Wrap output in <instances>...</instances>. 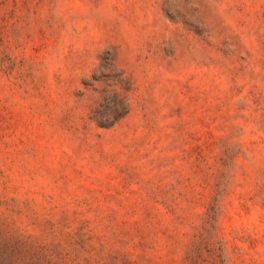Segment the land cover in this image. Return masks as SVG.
Instances as JSON below:
<instances>
[{
	"label": "rangeland",
	"instance_id": "374dc122",
	"mask_svg": "<svg viewBox=\"0 0 264 264\" xmlns=\"http://www.w3.org/2000/svg\"><path fill=\"white\" fill-rule=\"evenodd\" d=\"M0 195L68 264H264V0H0Z\"/></svg>",
	"mask_w": 264,
	"mask_h": 264
},
{
	"label": "trees",
	"instance_id": "16d2710c",
	"mask_svg": "<svg viewBox=\"0 0 264 264\" xmlns=\"http://www.w3.org/2000/svg\"><path fill=\"white\" fill-rule=\"evenodd\" d=\"M115 97L125 99L124 96H119L118 92ZM125 111L126 105L112 116L108 124L113 123ZM1 198L0 195V264H68V261L79 258V251H59L51 240L37 238L34 234L24 231L3 213L2 203L6 200ZM9 210L14 211V208L9 207ZM206 216L211 217L212 213L207 212ZM50 230L53 231V228ZM95 252L97 255L101 254V251Z\"/></svg>",
	"mask_w": 264,
	"mask_h": 264
}]
</instances>
